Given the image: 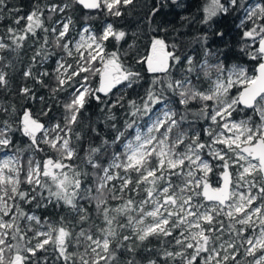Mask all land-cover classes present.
I'll list each match as a JSON object with an SVG mask.
<instances>
[{
	"label": "snow or ice",
	"instance_id": "6c2138e0",
	"mask_svg": "<svg viewBox=\"0 0 264 264\" xmlns=\"http://www.w3.org/2000/svg\"><path fill=\"white\" fill-rule=\"evenodd\" d=\"M138 3L0 0V264H264V0Z\"/></svg>",
	"mask_w": 264,
	"mask_h": 264
},
{
	"label": "trees",
	"instance_id": "16d2710c",
	"mask_svg": "<svg viewBox=\"0 0 264 264\" xmlns=\"http://www.w3.org/2000/svg\"><path fill=\"white\" fill-rule=\"evenodd\" d=\"M153 2V0H139L137 8L132 12L131 15H125L122 18H119L116 22V26L118 28H122L128 32V37L126 38V42H122L124 47L126 48L128 44L135 42L138 46L143 47V45L147 41V26L144 22V14H145V8L143 7L145 4L150 5ZM12 4L19 5L25 10H27L30 0H11ZM179 3L181 4L180 7L172 6L170 8H166L165 12H167L166 16L158 17L157 20L159 21L161 18H163L167 23L171 30L172 27H175L178 29L183 35L185 39V43H190L191 37L202 35L205 32L209 35V45L215 49L217 47L224 49L225 51H228V48H230L233 52L236 50V41L239 38V30L236 28V24L239 23L237 19H235V14L229 15L227 17L220 16L217 17L214 22V27L212 30H209L206 25H202L199 23H195L192 25L184 24V22L180 19L182 16L192 17L196 16L197 19L200 17V13L197 11L198 8L202 4V0H179ZM104 18L101 17L100 21H94V23L99 26V23L103 21ZM8 21H0V31H3L4 24ZM79 23V21H78ZM183 25V27H182ZM211 31H222L225 32L226 35L224 37V41L228 42V48L225 47L224 42L218 41V38L211 35ZM133 32H139L140 35L138 37H133ZM113 45L109 44V48H112ZM193 47L199 48L198 45H193ZM30 54V52H29ZM27 61V57H25V62ZM22 83L19 76H17L16 84L19 85ZM31 84V81L28 82ZM41 95H46V90L41 89L40 91ZM8 99H12L11 96L8 97ZM17 103H19V98H16ZM37 108L39 105L36 106ZM61 109L57 107H53L54 113H59ZM95 116L98 113V106L93 102V105L89 109ZM44 119H47L45 117Z\"/></svg>",
	"mask_w": 264,
	"mask_h": 264
}]
</instances>
